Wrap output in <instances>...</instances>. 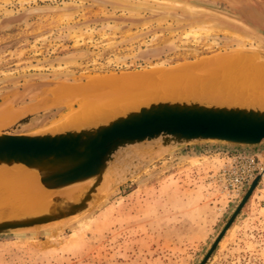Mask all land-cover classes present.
Segmentation results:
<instances>
[{"label":"rangeland","instance_id":"rangeland-1","mask_svg":"<svg viewBox=\"0 0 264 264\" xmlns=\"http://www.w3.org/2000/svg\"><path fill=\"white\" fill-rule=\"evenodd\" d=\"M230 48L264 51V0H0V132L57 127L77 107L52 101L64 85ZM115 174L85 211L0 234V264H202L259 174L204 264H264V142L129 153Z\"/></svg>","mask_w":264,"mask_h":264},{"label":"water","instance_id":"water-1","mask_svg":"<svg viewBox=\"0 0 264 264\" xmlns=\"http://www.w3.org/2000/svg\"><path fill=\"white\" fill-rule=\"evenodd\" d=\"M260 54L264 58V51ZM202 142L253 147L264 142V106L228 105L197 99H162L125 114L80 128L43 132H0V166L24 165L38 171L49 189H64L91 181L75 200L57 196L45 212L0 220V234L33 228L77 215L113 187L115 166L129 153L160 156L174 148ZM261 174L217 238L202 264L214 251Z\"/></svg>","mask_w":264,"mask_h":264},{"label":"bare ground","instance_id":"bare-ground-1","mask_svg":"<svg viewBox=\"0 0 264 264\" xmlns=\"http://www.w3.org/2000/svg\"><path fill=\"white\" fill-rule=\"evenodd\" d=\"M243 49L232 48L173 67L152 65L138 71L100 74L86 82L64 85L49 100L76 103L77 107L63 115L55 128H80L107 122L162 99L264 106L262 49ZM10 109L6 103L0 107V125L10 115ZM90 182L49 189L41 183L34 169L24 165L0 166V220L45 212L57 196L75 200Z\"/></svg>","mask_w":264,"mask_h":264},{"label":"built area","instance_id":"built-area-1","mask_svg":"<svg viewBox=\"0 0 264 264\" xmlns=\"http://www.w3.org/2000/svg\"><path fill=\"white\" fill-rule=\"evenodd\" d=\"M252 175L253 174L251 172V169L242 170L241 173L237 175L234 179H231V181L227 185L229 192H240L244 188L245 184L252 177Z\"/></svg>","mask_w":264,"mask_h":264},{"label":"crops","instance_id":"crops-1","mask_svg":"<svg viewBox=\"0 0 264 264\" xmlns=\"http://www.w3.org/2000/svg\"><path fill=\"white\" fill-rule=\"evenodd\" d=\"M262 144V143H261Z\"/></svg>","mask_w":264,"mask_h":264}]
</instances>
